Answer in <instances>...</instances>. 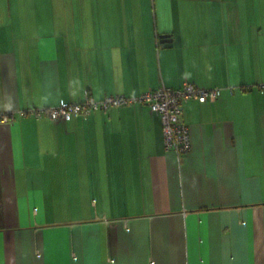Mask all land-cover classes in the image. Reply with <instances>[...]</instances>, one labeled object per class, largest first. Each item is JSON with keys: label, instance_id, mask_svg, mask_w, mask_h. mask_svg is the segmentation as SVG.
<instances>
[{"label": "crops", "instance_id": "crops-1", "mask_svg": "<svg viewBox=\"0 0 264 264\" xmlns=\"http://www.w3.org/2000/svg\"><path fill=\"white\" fill-rule=\"evenodd\" d=\"M184 82L190 151L141 103ZM264 0H0V264H264Z\"/></svg>", "mask_w": 264, "mask_h": 264}, {"label": "built area", "instance_id": "built-area-1", "mask_svg": "<svg viewBox=\"0 0 264 264\" xmlns=\"http://www.w3.org/2000/svg\"><path fill=\"white\" fill-rule=\"evenodd\" d=\"M257 89L264 92V83ZM218 88H198L195 85L184 82L179 89H172L161 85L156 89H149L137 97H124L122 95H109L102 99L94 100L89 91H85L84 99L76 103H60L55 107L44 109H29L21 111V114H33L36 117L45 114L51 121L68 120L73 116H86L93 111H106L110 108L127 104H145L152 113L157 115L161 122L164 148L171 151L177 158L190 151L189 127L182 121L181 106L187 101L194 100L198 103L214 102L220 96ZM12 120V116L3 114L0 121Z\"/></svg>", "mask_w": 264, "mask_h": 264}]
</instances>
